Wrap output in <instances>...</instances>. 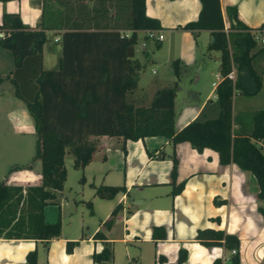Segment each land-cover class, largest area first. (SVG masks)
I'll return each mask as SVG.
<instances>
[{
  "label": "trees",
  "instance_id": "1",
  "mask_svg": "<svg viewBox=\"0 0 264 264\" xmlns=\"http://www.w3.org/2000/svg\"><path fill=\"white\" fill-rule=\"evenodd\" d=\"M4 1V0H1ZM39 7L35 27L24 25L17 12L2 11L0 46L9 50L13 66L9 80L14 94L30 114L34 127L32 159L39 162L40 181L9 184L0 180V237L48 240L59 235V216L52 222L43 219V207L55 203V193L65 178L63 156L69 153L72 165L81 167L91 159L99 136H113L121 141L147 135H163L172 144L187 141L196 150L204 147L216 151L222 164L233 162L248 170L257 183V196L264 200V108L231 111L233 94L251 95L261 86L264 49L257 45L256 33L262 26L250 27L228 7L226 30L219 0H199L196 19L183 28L207 29L212 40L209 50L218 53L220 76L214 87L218 105L214 117L192 119L179 129L173 128V97L180 62L171 61L174 79L160 88L146 105H136L129 95L134 91L142 64L126 55V48L136 42V31L158 29L159 22L144 13V0H32ZM58 34L60 55L52 68L41 65V47L46 31ZM128 31L127 35H124ZM233 69L234 78L226 76ZM7 75V76H8ZM170 175L174 178L176 158L171 154ZM29 164L11 165L7 172L27 168ZM82 178L80 175L79 179ZM177 192L182 182L171 183ZM121 185L94 187V194L109 197ZM118 209L110 210L104 221L109 227ZM264 216V208L258 207ZM102 240L91 259L96 264H111V243L101 229L93 232ZM152 238H163L161 226H154ZM194 238L201 244L235 247L234 234L210 227L198 228ZM74 241L66 240L70 252ZM179 248L177 261L184 259ZM35 250L25 254L26 264H35ZM211 264H220L214 258ZM227 264H238L236 253ZM257 264H264V260Z\"/></svg>",
  "mask_w": 264,
  "mask_h": 264
},
{
  "label": "crops",
  "instance_id": "2",
  "mask_svg": "<svg viewBox=\"0 0 264 264\" xmlns=\"http://www.w3.org/2000/svg\"><path fill=\"white\" fill-rule=\"evenodd\" d=\"M219 5L224 30L229 25L227 8L233 6L242 23L262 26L256 36H264V0H219ZM199 8V0H144V13L158 20L157 32L161 38L147 39L140 29L132 44L131 57L142 64L135 89L128 97L136 105H146L157 90L171 85L174 79L171 61L180 62L172 106L174 129L192 119L214 117L218 111L214 94L220 79L218 53L207 48L212 35L207 29L183 28L186 22L196 19ZM2 11L17 12L20 21L29 27H35L39 17V7L32 0H0V14ZM48 33L47 30L46 35ZM54 36L58 34L52 36V44L46 41L42 44L43 68L57 64L60 45ZM256 42L264 49V40L257 38ZM209 60H213L215 72L210 86L205 88L197 81ZM12 66L13 61L11 67L0 70V131L2 137L19 139L13 144V154L27 155L32 147L33 121L24 102L14 94L8 75ZM148 66L154 73L162 69L164 75H151L149 80H142ZM148 86L151 87L149 92ZM257 108H264V57L259 90L251 95L233 94L231 97L232 113ZM172 151L176 158L173 180L170 175ZM262 151L264 153V146ZM24 159L8 166L4 164L0 168V180L21 185L38 183L39 166L35 165L38 163L30 162L27 156ZM24 164L29 166L7 172L11 165ZM77 168L82 175L78 178L81 186L87 184L90 188L86 191L89 199L83 198L81 187L78 200L89 208L87 216L96 218L91 224L92 230L83 225L82 204L78 210V203H73L71 211L79 212L81 220L77 232L61 235L59 227V235L48 240L0 237V264H26L25 254L33 249L37 264V242L42 244L45 264H96L91 254L102 246V240L92 235L97 229H101L111 243V264H211L214 258H219L220 264H227L232 254L229 249L222 245L206 246L194 238L195 231L203 227L221 229L236 236L238 264H257L264 260V216L258 211V207L264 208V200L256 194V180L250 171L233 162L220 163L211 148L196 150L187 141L172 144L163 135L124 141L102 135L97 138L91 159ZM172 181L182 182L173 194L170 192ZM99 184L121 185L122 189L109 197H101L94 194V187ZM62 192L63 184L55 193V203L44 205V221L52 222L58 215L60 222L61 198L58 196ZM116 204L118 209L106 228L104 221L110 218V210ZM51 206L57 208L55 219L46 217V210ZM154 226L163 228V238H152ZM66 240L74 241L70 252L64 249ZM179 248L185 252L181 262L177 261Z\"/></svg>",
  "mask_w": 264,
  "mask_h": 264
},
{
  "label": "rangeland",
  "instance_id": "3",
  "mask_svg": "<svg viewBox=\"0 0 264 264\" xmlns=\"http://www.w3.org/2000/svg\"><path fill=\"white\" fill-rule=\"evenodd\" d=\"M6 12V11H5ZM1 15V14H0ZM46 38V42L48 43H53L51 41L52 36L50 33H48ZM212 53L216 54L217 52L212 50ZM12 65V61H11V56L9 53V50L1 47L0 46V70H5V68H7L8 66L11 67ZM148 72L146 71V74H144V77L142 76V80L146 81L149 80L150 76H156L158 74H161L162 76L164 75L162 73V69H157V71L151 72L150 71V66L147 67ZM205 69V70H204ZM204 69L200 72L199 74V79H198V83L201 84L203 87L207 88L210 86V81L211 79L214 78V72H215V66H214V62L213 60H209L206 62ZM151 87H147V92H149L151 89ZM144 103V102H143ZM145 105V104H143ZM3 132L0 131V168L4 165L7 164L6 166H8V164H13L14 162H21L24 161L27 157H29V161L33 162L34 159H32V154H33V144H34V139H35V135L32 134L31 135V141H32V147H30V151L29 153L26 154H13L12 151L13 149H15L14 147V143L16 141H18L19 139H12L9 137H2ZM23 140V139H22ZM35 164L37 166H39V162L38 160H35ZM63 163L65 168L67 169V175L65 176V180L63 182V192L62 195L59 194L58 199L61 198V210H60V228H61V235L63 234H73L74 231L77 232V230L79 229V225H80V213L77 212L75 214L72 213L71 211V206L74 203H78V210L83 209V225L86 224L88 225V230H92V225L94 223V220H96L95 217H91V216H87L89 215L87 213V210L89 209L87 207V205L84 204V201L82 203H80V201L78 200V198L80 197V191H81V187H83L82 191H83V198L89 199V195H86V191H90V188L87 184H83V186H81V183L78 181L79 176L81 175V171L79 170V168L74 167L72 165V157L69 153H65L64 154V158H63ZM1 178V177H0ZM64 198V199H63ZM80 204H82V206L80 207ZM57 208L56 207H52L51 208H47L46 210V217L47 218H51L53 219L55 217V213H56ZM48 213V214H47ZM54 216V217H53ZM89 217V218H88ZM55 219V218H54ZM90 219V220H89ZM92 224V225H91ZM85 227L83 226V230ZM37 248H38V260H37V264H45L44 263V259H45V253L42 250V244L37 242ZM52 258V257H51Z\"/></svg>",
  "mask_w": 264,
  "mask_h": 264
},
{
  "label": "built area",
  "instance_id": "4",
  "mask_svg": "<svg viewBox=\"0 0 264 264\" xmlns=\"http://www.w3.org/2000/svg\"><path fill=\"white\" fill-rule=\"evenodd\" d=\"M127 34H128V31H125L124 35H127ZM144 35H145V37L147 39H150V40L160 39L161 38V34L157 32V29H144ZM255 38L256 39L258 38L260 41H263L264 40V36H260V37L256 36ZM53 39L54 40H57L58 39V36H54ZM141 45H144V42H142ZM226 76L228 78H230V79H233L234 78V71H233V69L229 70L227 72ZM229 252L232 253V254H234L236 252L235 247H231L229 249Z\"/></svg>",
  "mask_w": 264,
  "mask_h": 264
},
{
  "label": "water",
  "instance_id": "5",
  "mask_svg": "<svg viewBox=\"0 0 264 264\" xmlns=\"http://www.w3.org/2000/svg\"><path fill=\"white\" fill-rule=\"evenodd\" d=\"M212 38V37H211ZM126 55L130 57L132 55V45H128L126 48Z\"/></svg>",
  "mask_w": 264,
  "mask_h": 264
}]
</instances>
